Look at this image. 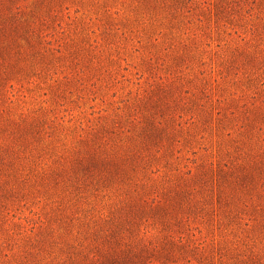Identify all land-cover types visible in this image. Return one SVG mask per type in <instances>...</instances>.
I'll return each mask as SVG.
<instances>
[{
	"label": "rangeland",
	"instance_id": "rangeland-1",
	"mask_svg": "<svg viewBox=\"0 0 264 264\" xmlns=\"http://www.w3.org/2000/svg\"><path fill=\"white\" fill-rule=\"evenodd\" d=\"M241 1L0 0V264L117 239L162 243L159 264H264V181L240 174L264 176V0ZM152 117L174 140L141 159ZM109 155L126 165L92 166Z\"/></svg>",
	"mask_w": 264,
	"mask_h": 264
},
{
	"label": "trees",
	"instance_id": "trees-1",
	"mask_svg": "<svg viewBox=\"0 0 264 264\" xmlns=\"http://www.w3.org/2000/svg\"><path fill=\"white\" fill-rule=\"evenodd\" d=\"M254 1V0H253ZM244 4H248V0H242L241 1ZM223 11V8H226L224 6H220ZM253 8L252 5L248 4L246 7V12H249ZM240 53V52H239ZM244 106L246 105L243 104ZM202 114L204 115V112L202 110ZM162 116V114H161ZM234 117H239L238 114H234ZM246 120H249V117H246ZM166 130V128L163 126L162 120H155L154 117L151 118L150 122L146 124V126L142 127L139 138L135 140V149L133 150V155H136L138 158L144 159L148 156V160L150 155H153L152 152H160L162 147L169 148L170 145L173 143V138L170 137L167 133H163ZM142 133V134H141ZM141 135V136H140ZM163 137H166L167 141L162 144ZM151 146H156L157 148L155 151H152L153 148H150ZM155 155V154H154ZM116 155H109L107 159H101L99 157L93 156V159L91 160L92 166H99L101 164H109L113 163L117 168L124 167L126 165V162L121 157H115ZM239 167L243 168L246 167L245 164L241 163ZM125 171V169H124ZM213 172L212 164L208 165L204 171H200L195 174L189 175L187 178L194 179V186L192 187L196 192H204L205 184L207 181V177L211 175ZM185 173H190V171H186ZM243 177L247 176L248 178L252 180L264 181V176H262L261 173L254 174L252 169L243 171V173H240ZM183 178V180H185ZM264 185V183L262 184ZM200 200L198 199V202ZM163 202L160 201V199H149V198H142L140 203V211L141 212H147L149 210H152L153 208L162 205ZM163 221L168 219V214H165L163 216ZM183 233V232H181ZM168 236L170 237V241L173 243V241L177 240V242H180L183 238V235H178L176 238V234L173 232L169 233ZM160 246H162V243L150 245L143 239L139 240H131L127 245L122 244L121 239H117L115 244H109L107 246H104L102 250L99 253H95L94 255H88L85 258H82V260L78 264H159V262L156 261V256L154 251L157 249L160 251Z\"/></svg>",
	"mask_w": 264,
	"mask_h": 264
}]
</instances>
